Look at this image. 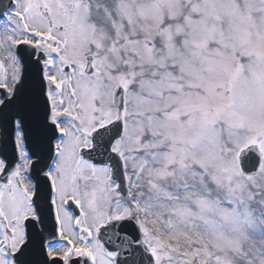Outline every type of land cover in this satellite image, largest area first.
Listing matches in <instances>:
<instances>
[{"label":"snow or ice","instance_id":"6c2138e0","mask_svg":"<svg viewBox=\"0 0 264 264\" xmlns=\"http://www.w3.org/2000/svg\"><path fill=\"white\" fill-rule=\"evenodd\" d=\"M0 264H264V0H0Z\"/></svg>","mask_w":264,"mask_h":264}]
</instances>
